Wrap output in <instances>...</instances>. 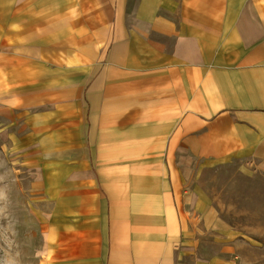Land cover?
Wrapping results in <instances>:
<instances>
[{
  "label": "crops",
  "instance_id": "0c3cea01",
  "mask_svg": "<svg viewBox=\"0 0 264 264\" xmlns=\"http://www.w3.org/2000/svg\"><path fill=\"white\" fill-rule=\"evenodd\" d=\"M0 112L29 129L42 264H233L194 253L179 161L264 165V0H0Z\"/></svg>",
  "mask_w": 264,
  "mask_h": 264
},
{
  "label": "rangeland",
  "instance_id": "374dc122",
  "mask_svg": "<svg viewBox=\"0 0 264 264\" xmlns=\"http://www.w3.org/2000/svg\"><path fill=\"white\" fill-rule=\"evenodd\" d=\"M0 112V264H42L47 251L48 200L33 187L29 129ZM12 127L7 130L8 125ZM11 134V136H9ZM27 149V150H26ZM186 191L201 204L191 247L200 259L264 264V165L231 158L179 161ZM190 237V236H189ZM190 255H179L187 262Z\"/></svg>",
  "mask_w": 264,
  "mask_h": 264
}]
</instances>
